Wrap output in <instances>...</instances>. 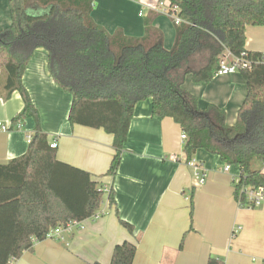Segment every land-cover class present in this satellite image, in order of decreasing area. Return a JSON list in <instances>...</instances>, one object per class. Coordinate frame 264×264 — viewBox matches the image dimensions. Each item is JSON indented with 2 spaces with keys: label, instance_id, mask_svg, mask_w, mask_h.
I'll use <instances>...</instances> for the list:
<instances>
[{
  "label": "trees",
  "instance_id": "trees-1",
  "mask_svg": "<svg viewBox=\"0 0 264 264\" xmlns=\"http://www.w3.org/2000/svg\"><path fill=\"white\" fill-rule=\"evenodd\" d=\"M160 1L178 6L182 21L175 24L170 50L152 10L144 35L130 37L94 21L95 0L10 1L12 24L0 32V76L6 74L1 86L6 97L18 91L24 99L12 127L33 118L36 130L25 155L0 165V264L19 259L52 230L92 218L104 201L102 186L89 172L58 160L41 129L23 84L27 64L41 48L49 54L53 79L72 95L70 124L113 136L107 175L115 176L120 166L136 105L151 99L153 116L172 118L186 134L187 163L205 150L238 168L237 200L245 198L243 188L264 187V57L246 49L247 27L264 24V0ZM229 53L248 90L233 126L223 109L210 104L201 110L198 98L183 88L189 75L195 84L210 83ZM109 204L116 205L112 189ZM120 222L134 233L133 225ZM136 251L130 242L116 246L111 264H133ZM207 264L224 262L211 257Z\"/></svg>",
  "mask_w": 264,
  "mask_h": 264
},
{
  "label": "crops",
  "instance_id": "crops-1",
  "mask_svg": "<svg viewBox=\"0 0 264 264\" xmlns=\"http://www.w3.org/2000/svg\"><path fill=\"white\" fill-rule=\"evenodd\" d=\"M11 0H0V32L12 24ZM160 0H95L92 17L108 32L122 29L130 37L145 33V18ZM154 25L164 33V46L173 47L176 27L159 14ZM246 49L264 52V24L248 26ZM49 54L38 49L27 64L23 84L37 108L41 129L56 143L58 160L89 172L104 189L96 214L82 222L83 229L60 231L55 238L35 243L14 264H111L116 246L136 245L133 264H207L211 257L224 264H264V205L241 208L235 186L240 171L219 156L199 150L193 160L207 174L199 184L187 164L181 127L172 118L153 116L152 100L136 105L128 140L115 176L107 175L115 151L113 136L103 129L71 125L72 95L53 79ZM183 88L198 98L201 110L213 104L226 112L227 124L237 123L247 97L241 72L217 75L207 84L186 77ZM25 107L15 91L4 95L0 86V165L25 155L36 122L13 128L12 120ZM264 172V166L261 168ZM114 190L116 205L110 206ZM134 227L131 234L120 222ZM63 238V239H62Z\"/></svg>",
  "mask_w": 264,
  "mask_h": 264
},
{
  "label": "built area",
  "instance_id": "built-area-1",
  "mask_svg": "<svg viewBox=\"0 0 264 264\" xmlns=\"http://www.w3.org/2000/svg\"><path fill=\"white\" fill-rule=\"evenodd\" d=\"M152 11H155L159 14L165 15L167 17H169L170 19L173 20V22L176 25H180L181 24V19L178 16V12H179V8L176 5H172L170 4L168 1H160L156 7L152 8ZM262 55L264 57V52H262ZM232 55L229 53L227 54L220 62V69L217 72V75H230V74H234L237 72H240V68L238 67V64L235 63ZM248 64L244 63V66H247ZM1 129L4 131H7V127L4 125H0ZM182 140H186L187 136L186 134H182ZM32 141V137L28 136V143L31 144ZM57 144L56 143H52L51 144V148H56ZM188 166H190L191 168H193L194 173H195V177L198 180L199 184L203 185L205 184L206 180H207V174L204 171V169L202 168L201 164H198L195 160H191L190 162L187 163ZM231 170V166L226 164L223 168L222 171L224 172H229ZM104 191V189H103ZM105 192L110 193V190H105ZM240 196H244L245 198H241L238 199V205L241 208H256V207H260L264 205V187H259L257 189H251V188H243L240 191ZM84 226L82 225V222H76V221H72L69 222L66 226L58 228L56 230H52L49 235L48 238H55L56 235L60 232V231H72L74 229H83ZM63 239V238H62ZM17 259L15 258H11L8 262V264H14L15 261Z\"/></svg>",
  "mask_w": 264,
  "mask_h": 264
},
{
  "label": "rangeland",
  "instance_id": "rangeland-1",
  "mask_svg": "<svg viewBox=\"0 0 264 264\" xmlns=\"http://www.w3.org/2000/svg\"><path fill=\"white\" fill-rule=\"evenodd\" d=\"M5 79H6V74L2 73L0 76V86H1V83H5Z\"/></svg>",
  "mask_w": 264,
  "mask_h": 264
}]
</instances>
